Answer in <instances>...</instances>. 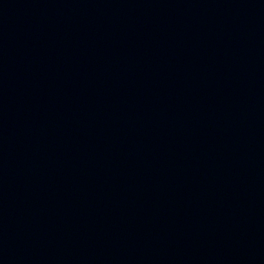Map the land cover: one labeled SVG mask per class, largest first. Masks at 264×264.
I'll return each mask as SVG.
<instances>
[{
	"label": "water",
	"instance_id": "obj_1",
	"mask_svg": "<svg viewBox=\"0 0 264 264\" xmlns=\"http://www.w3.org/2000/svg\"><path fill=\"white\" fill-rule=\"evenodd\" d=\"M0 264H264V0H0Z\"/></svg>",
	"mask_w": 264,
	"mask_h": 264
}]
</instances>
